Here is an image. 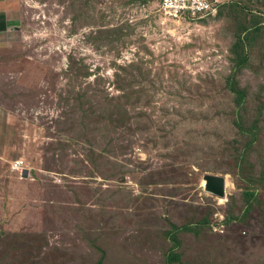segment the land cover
<instances>
[{
	"label": "rangeland",
	"instance_id": "obj_1",
	"mask_svg": "<svg viewBox=\"0 0 264 264\" xmlns=\"http://www.w3.org/2000/svg\"><path fill=\"white\" fill-rule=\"evenodd\" d=\"M159 8L0 0V264H95L101 250L103 264H166L169 222L195 226L175 264H264V183L244 179H264V0L178 25ZM234 72L245 126L260 120L243 170ZM206 174L225 178L223 199ZM246 190L261 203L248 215Z\"/></svg>",
	"mask_w": 264,
	"mask_h": 264
},
{
	"label": "trees",
	"instance_id": "obj_2",
	"mask_svg": "<svg viewBox=\"0 0 264 264\" xmlns=\"http://www.w3.org/2000/svg\"><path fill=\"white\" fill-rule=\"evenodd\" d=\"M257 31L258 29L256 25H252L250 27L245 26V34H246L245 48H244V42L241 37H239V39L236 40V43L232 48V53L235 56L233 62L235 63L237 72L242 70L244 67L246 68L248 66L249 61L246 55V42L248 43L250 38L256 35ZM227 89L230 91L231 94L234 95L236 109L238 111V114H236L237 116L235 118V125L236 127L239 128L241 132L244 131L245 135L248 136V140L244 144H242L239 148L235 149L236 152L234 155V162L236 166L243 170L247 164H252L250 162V156L252 154V149L255 142L258 140L260 120L258 121L256 119L252 124V126L249 128L245 126L247 124V120L245 117V122H244V114L242 113V110L244 109V105L246 104L245 100L247 96V91L245 90V88H242L240 84L237 82L235 72L229 78ZM259 113L260 112H258L257 116L259 115ZM244 179H246L249 182L248 184L250 187L254 185L255 181H257L259 185L264 183L263 177L256 180L255 178L251 179L249 177H244ZM243 196L245 200V209H246L244 213L246 215H248V213L254 208L255 205H261L260 201L258 200V198L256 197L253 191L246 190ZM202 222L208 223L209 220L207 218H204L203 220H201V223ZM169 225L170 227L166 232V237L168 241L171 243V246L165 251L166 264L181 263L182 254L179 250L183 242L181 239V235L188 232H194L195 226L192 224L178 226L172 222H169ZM101 253H102V257L95 264H103V255H104L103 250H101Z\"/></svg>",
	"mask_w": 264,
	"mask_h": 264
},
{
	"label": "built area",
	"instance_id": "obj_3",
	"mask_svg": "<svg viewBox=\"0 0 264 264\" xmlns=\"http://www.w3.org/2000/svg\"><path fill=\"white\" fill-rule=\"evenodd\" d=\"M221 0H160L159 12L164 20L163 24L172 22L178 25L184 21H199L215 17ZM23 161H16L14 167L18 168Z\"/></svg>",
	"mask_w": 264,
	"mask_h": 264
},
{
	"label": "water",
	"instance_id": "obj_4",
	"mask_svg": "<svg viewBox=\"0 0 264 264\" xmlns=\"http://www.w3.org/2000/svg\"><path fill=\"white\" fill-rule=\"evenodd\" d=\"M204 182V189L207 193L221 199L226 196V180L224 177L206 174Z\"/></svg>",
	"mask_w": 264,
	"mask_h": 264
},
{
	"label": "crops",
	"instance_id": "obj_5",
	"mask_svg": "<svg viewBox=\"0 0 264 264\" xmlns=\"http://www.w3.org/2000/svg\"><path fill=\"white\" fill-rule=\"evenodd\" d=\"M0 42H4V41L0 39Z\"/></svg>",
	"mask_w": 264,
	"mask_h": 264
}]
</instances>
